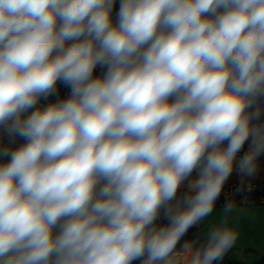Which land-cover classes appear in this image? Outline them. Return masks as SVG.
I'll return each instance as SVG.
<instances>
[{"label": "clouds", "instance_id": "obj_1", "mask_svg": "<svg viewBox=\"0 0 264 264\" xmlns=\"http://www.w3.org/2000/svg\"><path fill=\"white\" fill-rule=\"evenodd\" d=\"M115 5L0 0V264H220L237 242L229 199L184 237L264 158V0Z\"/></svg>", "mask_w": 264, "mask_h": 264}, {"label": "rangeland", "instance_id": "obj_2", "mask_svg": "<svg viewBox=\"0 0 264 264\" xmlns=\"http://www.w3.org/2000/svg\"><path fill=\"white\" fill-rule=\"evenodd\" d=\"M260 182H264V167H260L256 176L246 180L245 184ZM239 183L240 178L234 172L225 187ZM222 208L223 205L215 206L213 214L199 225L203 235L207 234L210 225L219 223ZM229 223L237 231L238 239L220 264H264V204L236 205Z\"/></svg>", "mask_w": 264, "mask_h": 264}, {"label": "built area", "instance_id": "obj_3", "mask_svg": "<svg viewBox=\"0 0 264 264\" xmlns=\"http://www.w3.org/2000/svg\"><path fill=\"white\" fill-rule=\"evenodd\" d=\"M120 0H116V4L119 5ZM95 74H99V69H97V72ZM58 90L59 95L63 98L68 94V90L62 85L58 84ZM54 99V98H50ZM247 148V145H245V149ZM260 167H264V158L261 159ZM246 189L245 191L241 192L240 194H236L235 189L238 187L237 185L232 187H225L222 194H221V203H224L225 199L234 200L236 197L240 199L241 204H248L249 197L257 193V200L256 202L258 204H264V182L260 183H247L245 184Z\"/></svg>", "mask_w": 264, "mask_h": 264}, {"label": "trees", "instance_id": "obj_4", "mask_svg": "<svg viewBox=\"0 0 264 264\" xmlns=\"http://www.w3.org/2000/svg\"><path fill=\"white\" fill-rule=\"evenodd\" d=\"M118 8H119V5L116 4L115 7H114V9H113V19H115V13L118 10ZM8 143H9L8 137L5 134H3V132H0V147L5 146ZM20 143H23V141H21L19 139H16L15 144H13V147L16 146V145H18V144H20ZM181 191H184V189H181ZM257 196H258L257 193L252 194L248 198L249 199V202H250V203H248V205L258 204L256 202ZM233 202H234L235 205H243V204H241L240 199L238 197H236L233 200ZM223 204L224 203H221V201L219 200V201H217V203H216L215 206H221ZM199 232L202 234V230H201L200 226H198L197 228L191 229L190 232L188 233V235L186 237H184V240H188V241L193 240L195 238L194 236L197 235ZM183 242L184 241L182 240L181 241V244H183ZM179 248H180V246L178 245L177 246V249L179 250ZM135 264H139V261L135 262Z\"/></svg>", "mask_w": 264, "mask_h": 264}]
</instances>
